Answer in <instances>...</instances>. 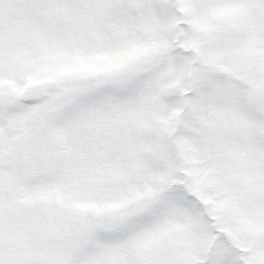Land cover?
Returning a JSON list of instances; mask_svg holds the SVG:
<instances>
[{
	"label": "snow or ice",
	"instance_id": "snow-or-ice-1",
	"mask_svg": "<svg viewBox=\"0 0 264 264\" xmlns=\"http://www.w3.org/2000/svg\"><path fill=\"white\" fill-rule=\"evenodd\" d=\"M0 264H264V0H0Z\"/></svg>",
	"mask_w": 264,
	"mask_h": 264
}]
</instances>
